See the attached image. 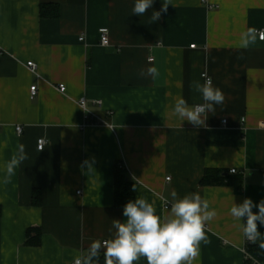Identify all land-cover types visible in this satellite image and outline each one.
Wrapping results in <instances>:
<instances>
[{"label": "crops", "instance_id": "crops-1", "mask_svg": "<svg viewBox=\"0 0 264 264\" xmlns=\"http://www.w3.org/2000/svg\"><path fill=\"white\" fill-rule=\"evenodd\" d=\"M134 2L0 0V264H75L93 240L110 238L112 220L126 219L114 201L118 167L158 215L172 191L199 193L217 211L194 264H247L229 210L264 200V40L238 42L249 28L264 31V0H171L153 23L163 0L143 16L132 14ZM149 67L155 80L140 75ZM204 74L225 97L206 126L170 117L177 98L203 103L191 83ZM82 99L100 125L86 124ZM20 146L27 159L5 184ZM216 169L242 172V190L203 186ZM38 234V245L27 244Z\"/></svg>", "mask_w": 264, "mask_h": 264}, {"label": "clouds", "instance_id": "clouds-1", "mask_svg": "<svg viewBox=\"0 0 264 264\" xmlns=\"http://www.w3.org/2000/svg\"><path fill=\"white\" fill-rule=\"evenodd\" d=\"M153 4L154 0H135L132 14L143 16ZM170 4L171 0H163L160 10L152 12L149 23L160 20ZM257 35L264 40V31L258 33V30L249 28L241 33L238 48L247 49L255 44ZM140 75L150 76L155 80L159 71L156 67H149L142 69ZM191 87L201 94L203 103L189 105L183 97L177 98L170 108L169 116L178 118L181 123L187 121L195 127L206 126L208 114L215 113V106L224 103V93L213 86L211 78H207L203 84L193 81ZM25 159L27 156L23 146H20L19 154L14 155L6 165L3 178L5 184L10 182L15 169ZM171 197L164 216L158 215L154 202H149L144 197L129 200L122 211L126 219L112 220V227L109 229L111 237L93 240L87 252L75 259V264H99L101 250L104 264H136L142 257L147 264H194L200 254V243L207 242L205 224L218 213L210 208L209 201L199 193L192 192L178 197L177 192L172 191ZM253 208L258 211L254 212ZM229 214L241 222L238 227L246 240L253 244L261 241L259 247L264 249V233L258 229V222L260 226H264V200L254 203L250 198H245L240 204L233 202Z\"/></svg>", "mask_w": 264, "mask_h": 264}, {"label": "trees", "instance_id": "trees-1", "mask_svg": "<svg viewBox=\"0 0 264 264\" xmlns=\"http://www.w3.org/2000/svg\"><path fill=\"white\" fill-rule=\"evenodd\" d=\"M115 206L123 209V206L129 201L136 198L134 183L127 179L124 170L117 168L115 172ZM201 184L203 186H236L238 190H242L244 183L243 177L230 175L229 172L219 170H207L205 176L202 179ZM38 197L35 196V201ZM1 216V207H0ZM31 231L28 232V235ZM262 233H264V226H262ZM261 241H257L255 244L250 245L249 253L259 263L264 264V249L259 247ZM40 243V234L34 239H28L27 244H34L35 246ZM99 264H104L103 253L101 252ZM247 264H254L252 260H247Z\"/></svg>", "mask_w": 264, "mask_h": 264}, {"label": "built area", "instance_id": "built-area-1", "mask_svg": "<svg viewBox=\"0 0 264 264\" xmlns=\"http://www.w3.org/2000/svg\"><path fill=\"white\" fill-rule=\"evenodd\" d=\"M215 7H213V6H210L209 7V9H214ZM99 33H100V42L102 43L101 45L103 46V47H108L109 45H111L110 44V39H109V29H106V28H104V29H101L100 31H99ZM259 33V32H258ZM84 39L83 38H81V41H83ZM261 40V39H260ZM192 47V46H191ZM192 48H195V45H193V47ZM28 67H29V69L32 71V72H35L36 71V65L34 64V63H28ZM203 77H204V79L206 80L207 78H209L208 77V75L207 74H204L203 75ZM58 89V91L59 92H61V93H66V86L65 85H59V87L57 88ZM31 98L32 99H34L35 98V96H36V94H37V87L36 86H34V87H31ZM81 103H80V106L85 110V113L87 112V120H89V122L87 121V125H100L99 123H97V122H95V121H90V120H93L94 118H95V115L93 114V112H91L89 109H88V101L86 100V99H82L81 101H80ZM95 105H98V106H100V105H102V102L101 101H97V102H95L94 103ZM226 123V122H225ZM17 133L19 134V135H21L22 133H23V130L24 129H22V127H17ZM47 144H48V142H47V140L46 139H44V138H42V139H39L38 140V142H37V148H38V150L39 151H43L45 148H46V146H47ZM230 174L231 175H243V173L242 172H240V171H237V170H232L231 169V171H230ZM167 180H170V178H168ZM168 208V205L167 206H165V209H167ZM206 231H207V227H205V233H206ZM253 243H250V242H248L247 240H246V243H245V248H244V253H245V256H246V260H252L253 261V263L254 264H262V263H259L258 262V260L256 261L255 260V258H253L251 255H250V253H249V247H250V245H252Z\"/></svg>", "mask_w": 264, "mask_h": 264}]
</instances>
